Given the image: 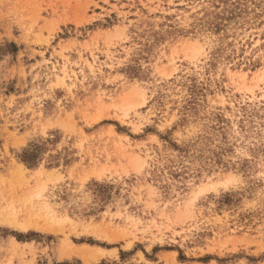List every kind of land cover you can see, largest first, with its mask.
Masks as SVG:
<instances>
[{"label": "rangeland", "instance_id": "374dc122", "mask_svg": "<svg viewBox=\"0 0 264 264\" xmlns=\"http://www.w3.org/2000/svg\"><path fill=\"white\" fill-rule=\"evenodd\" d=\"M78 261L264 264V0H0V264Z\"/></svg>", "mask_w": 264, "mask_h": 264}, {"label": "trees", "instance_id": "16d2710c", "mask_svg": "<svg viewBox=\"0 0 264 264\" xmlns=\"http://www.w3.org/2000/svg\"><path fill=\"white\" fill-rule=\"evenodd\" d=\"M39 154H40V150L37 147L25 150L23 156L21 157V161L27 166L35 167L39 163L38 160ZM16 237L18 238L19 241H22L23 237L25 236H23L22 234H16ZM56 264H81V263L78 261V262H62Z\"/></svg>", "mask_w": 264, "mask_h": 264}, {"label": "bare ground", "instance_id": "6f19581e", "mask_svg": "<svg viewBox=\"0 0 264 264\" xmlns=\"http://www.w3.org/2000/svg\"><path fill=\"white\" fill-rule=\"evenodd\" d=\"M8 210V209H7ZM30 211V210H29ZM20 214V213H19ZM42 214V213H41ZM20 219V218H19ZM12 220V219H11ZM4 222V221H3ZM3 224V223H2ZM14 224V223H13ZM11 225V224H10ZM27 225V224H26ZM30 225V224H29ZM15 226V225H14ZM21 226V225H20ZM40 227V226H39ZM33 228V227H32ZM26 229V228H25ZM50 232V231H49ZM84 250V249H83ZM83 250H80L76 253H78L80 255V257H82L83 259L85 260H90L94 257V255L92 254H89L88 252L86 251H83ZM86 250V249H85Z\"/></svg>", "mask_w": 264, "mask_h": 264}]
</instances>
